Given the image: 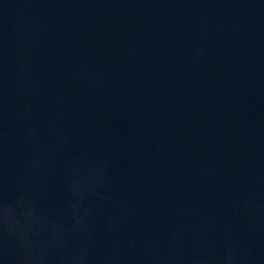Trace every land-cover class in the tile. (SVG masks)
Returning <instances> with one entry per match:
<instances>
[{"label":"water","instance_id":"1","mask_svg":"<svg viewBox=\"0 0 264 264\" xmlns=\"http://www.w3.org/2000/svg\"><path fill=\"white\" fill-rule=\"evenodd\" d=\"M0 264H264V0H0Z\"/></svg>","mask_w":264,"mask_h":264}]
</instances>
